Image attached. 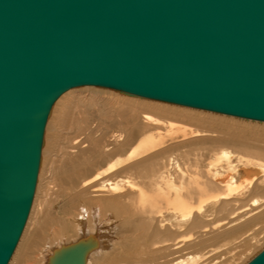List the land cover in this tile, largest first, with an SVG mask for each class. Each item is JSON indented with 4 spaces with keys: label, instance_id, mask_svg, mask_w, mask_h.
Listing matches in <instances>:
<instances>
[{
    "label": "bare ground",
    "instance_id": "obj_1",
    "mask_svg": "<svg viewBox=\"0 0 264 264\" xmlns=\"http://www.w3.org/2000/svg\"><path fill=\"white\" fill-rule=\"evenodd\" d=\"M237 116L101 84L65 89L47 115L34 195L6 264H77L80 252L66 255L78 244L79 264H162L193 244L246 238L264 221V204L240 206L264 198V120ZM179 134L196 138L178 154L164 149Z\"/></svg>",
    "mask_w": 264,
    "mask_h": 264
},
{
    "label": "water",
    "instance_id": "obj_2",
    "mask_svg": "<svg viewBox=\"0 0 264 264\" xmlns=\"http://www.w3.org/2000/svg\"><path fill=\"white\" fill-rule=\"evenodd\" d=\"M82 83L264 120V0H0V264L51 105ZM80 247L66 258L79 264ZM245 264H264V248Z\"/></svg>",
    "mask_w": 264,
    "mask_h": 264
},
{
    "label": "rangeland",
    "instance_id": "obj_3",
    "mask_svg": "<svg viewBox=\"0 0 264 264\" xmlns=\"http://www.w3.org/2000/svg\"><path fill=\"white\" fill-rule=\"evenodd\" d=\"M100 86V85H99ZM96 87V86H95ZM95 87H91L92 89L94 88V89H97V88H95ZM99 88H101L100 90H98V92H100V94L102 95V96H104V97H107V95H109V94H116V92L115 91H110L109 89L107 90V89H104V86L102 87H99ZM113 89V88H112ZM135 96H137V95H135ZM137 97H141V96H137ZM142 98H145V97H142ZM146 99H150V98H146ZM152 100H156V99H152ZM158 101H162V100H158ZM163 102H166V101H163ZM168 103H170V102H168ZM173 104H176V103H173ZM177 105H179V104H177ZM183 106H186V105H183ZM79 107L81 108V106L79 105ZM102 107V105L100 104V105H98L97 106V108H95V109H93L91 112L93 113H95L94 115H96V113H97V111H98V109H100ZM188 107H190V106H188ZM80 108H78V111H79V109ZM83 108L84 107H82V111H84L83 110ZM199 109H201V108H199ZM209 111H211V110H209ZM51 115V114H50ZM237 117H239V116H237ZM243 118V117H242ZM49 120V119H48ZM177 121V120H176ZM258 121H261V120H258ZM177 122H179V124L181 125V126H186V125H191L189 122H187V121H177ZM234 121H232L231 120V123H233ZM262 122H264V121H262ZM54 124V123H53ZM237 124H239V123H237ZM55 125V124H54ZM166 126H168V124L166 123V125H161V127L162 128H166ZM262 128V127H261ZM46 129H47V125H46ZM54 130H55V128H54V126H50V128L48 129V133L49 134H51V133H53L54 132ZM45 134H46V132H45ZM192 137V138H191ZM193 139V138H196L195 136H190V137H187V138H185L186 140L187 139ZM165 139L168 141L167 143H166V145H168L167 147H164V149H169V147H175V146H177V145H179L180 143H183V142H185L186 140L182 137V136H180V134H179V136L177 137V139L176 138H174V139H170L168 136H165ZM188 139V140H189ZM185 149V147H175V148H172V151L171 152H174L175 154H178L179 152H181L182 150H184ZM42 161V160H41ZM40 168H41V166H40ZM254 197L253 196H249V195H247L246 196V198H245V200H244V202L243 203H241L240 204V206H243V205H246L245 207L247 208L248 207V209H249V211L251 210L252 211V209H254V208H258L259 206H261V205H263L264 204V198L262 197V196H259V199H261L260 200V204L258 205L257 204V206L255 205V206H253V204H251V202H253L252 201V199H253ZM263 198V199H262ZM64 200V199H63ZM87 201L86 200H84V201H81L79 204H83V203H86ZM248 211V210H247ZM254 211V210H253ZM222 217H220V216H217V217H214L213 219H210V221L212 222V223H214V222H216V221H218V220H220ZM226 220H222V222H225ZM227 221H228V219H227ZM221 222V223H222ZM264 221H262V222H259V223H257V224H255L253 227H252V230H251V232H249L248 234H250V235H248L246 238H244V239H238V237L239 236H237V235H235L236 237V239L234 238V236H231V237H223V238H219V239H210V241L208 240V243H205V244H203V245H197V244H193L192 246H188V247H186L184 250H182L176 257H174V259L173 258H170V259H163L161 262H163L162 264H169V263H174V262H176V261H180V260H186V261H189L191 264H202V263H204V262H202L204 259H205V261H207V262H210V261H212V260H214V259H219V260H222V262H226V264H245L246 262H248L250 259H248L249 257L250 258H252L255 254H254V251H255V248L259 245V247H257V248H259V250H261V247H263L264 246V223H263ZM213 226H215V224L213 225ZM227 225L225 224V225H223V228L224 227H226ZM223 228L221 227V228H217V230H215L214 231V233L215 232H221L222 230H223ZM219 229V230H218ZM213 230H214V228H212L211 229V233L213 234ZM210 232V231H209ZM73 232H70V234H72ZM254 234V235H253ZM52 235V234H51ZM210 234H208V236H209ZM196 237V236H195ZM253 237H257V238H259L256 242H255V240L254 239H252ZM250 239V240H249ZM194 239H192L191 240V242L193 241ZM236 240V241H235ZM195 241V240H194ZM233 241V242H232ZM245 241H247L248 242V244L251 242H253L254 244H255V246H254V248L253 249H251L252 251H253V255H251L252 254V251L251 250H249V249H247L248 248V246H247V242H245ZM187 242H189V241H187ZM241 242H242V244H241ZM246 243V244H245ZM261 244V246H260V244ZM247 249V250H246ZM249 251H251V254L250 253H248ZM246 253V254H245ZM248 253V254H247ZM256 254H257V251H256ZM197 255H200V256H202V255H206V258L205 257H200V258H196L195 257V259H190L189 258V256H197ZM242 256V257H241ZM247 256V257H246ZM238 258L240 259V260H238ZM243 258V259H242Z\"/></svg>",
    "mask_w": 264,
    "mask_h": 264
}]
</instances>
